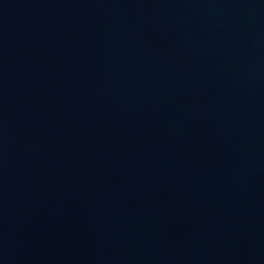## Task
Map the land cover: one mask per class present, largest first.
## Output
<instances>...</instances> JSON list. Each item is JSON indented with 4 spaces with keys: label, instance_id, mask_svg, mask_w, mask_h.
I'll return each mask as SVG.
<instances>
[{
    "label": "water",
    "instance_id": "obj_1",
    "mask_svg": "<svg viewBox=\"0 0 264 264\" xmlns=\"http://www.w3.org/2000/svg\"><path fill=\"white\" fill-rule=\"evenodd\" d=\"M0 264H264V0H0Z\"/></svg>",
    "mask_w": 264,
    "mask_h": 264
}]
</instances>
